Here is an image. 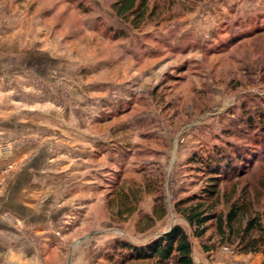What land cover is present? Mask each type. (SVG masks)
<instances>
[{
  "label": "rangeland",
  "instance_id": "1",
  "mask_svg": "<svg viewBox=\"0 0 264 264\" xmlns=\"http://www.w3.org/2000/svg\"><path fill=\"white\" fill-rule=\"evenodd\" d=\"M113 1L0 0V107L10 92L20 107H97L105 165L115 170L100 179L109 204L96 209L103 217L68 218L65 228L54 227L62 238L43 250L36 224L2 215L33 238L34 264H159L129 258L125 246L175 224L193 240L197 264H261L262 252L222 243L214 222L205 238H196L174 203L206 186L208 168L196 158L213 155L234 167L242 157L240 175L222 182L218 210L227 209L237 181V195L245 186L264 206V0H151L155 15L139 28L115 14ZM32 23L40 24V39L50 42L55 58L41 57L42 75L26 77L29 85L16 92L7 77L21 65L3 52L4 30L22 27L26 41ZM126 192L133 195L123 202ZM162 202L167 214L160 218L155 207ZM149 213L153 223H146Z\"/></svg>",
  "mask_w": 264,
  "mask_h": 264
},
{
  "label": "crops",
  "instance_id": "2",
  "mask_svg": "<svg viewBox=\"0 0 264 264\" xmlns=\"http://www.w3.org/2000/svg\"><path fill=\"white\" fill-rule=\"evenodd\" d=\"M38 23L27 27L26 41L22 27L4 30L7 46L1 50L21 65L7 77L15 81L16 92L24 83L29 85L27 80H34V75H42L38 72L41 57L46 61L55 58L50 42L40 39ZM29 49L32 54H25ZM29 63L30 69L25 67ZM26 77L29 79L24 81ZM13 94L0 107V264H34L33 238L8 221L2 211L23 223L36 224L43 250L62 238L55 230L68 218L103 217L96 209L109 204L102 197L105 185L100 179L114 169L105 165L107 139L95 129L101 120L94 112L97 107H20ZM110 164L115 166V161Z\"/></svg>",
  "mask_w": 264,
  "mask_h": 264
},
{
  "label": "trees",
  "instance_id": "3",
  "mask_svg": "<svg viewBox=\"0 0 264 264\" xmlns=\"http://www.w3.org/2000/svg\"><path fill=\"white\" fill-rule=\"evenodd\" d=\"M174 1L182 0H172V2ZM111 7L121 20L134 28L144 25L155 15L157 9L156 5H152L151 0H114ZM259 117L260 127L264 130V113ZM255 120L257 121L258 118L255 117ZM210 156L212 158H196L197 161H203L208 168L209 182L201 189L200 193H194L176 200L174 203L176 211L192 227L196 238H205L209 225L214 222L217 224L222 243L234 244L243 253L262 252L264 254V206L262 208L257 206L249 193V189L244 186L237 195L240 183L235 182L233 194L229 196L227 209L218 210V205L223 196L222 182L228 176L235 178L240 175L237 168L241 164L242 157L238 156L237 161L239 163L234 167L232 160L222 162L215 159L213 155ZM199 165L201 167V164ZM148 186L152 190L150 183ZM131 195L133 193L126 192L121 196L122 201H128ZM155 209L159 210L160 218L167 214L163 202ZM131 213L133 212H129V214ZM145 218L146 223H153L156 220V217L150 213ZM128 244L125 247L129 249V258L156 259L159 264H167L168 260H173L176 264H197L193 257V240L180 224L173 225L168 231L145 243L136 244L129 241ZM203 248L205 251L213 249L205 243H203ZM261 264H264V259Z\"/></svg>",
  "mask_w": 264,
  "mask_h": 264
}]
</instances>
